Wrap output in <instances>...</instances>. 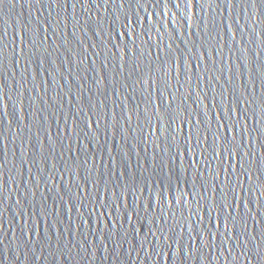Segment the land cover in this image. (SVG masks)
Returning <instances> with one entry per match:
<instances>
[{"label":"water","instance_id":"obj_1","mask_svg":"<svg viewBox=\"0 0 264 264\" xmlns=\"http://www.w3.org/2000/svg\"><path fill=\"white\" fill-rule=\"evenodd\" d=\"M87 2V11L79 4L73 8L74 0H67L66 8L62 5L41 8L40 5L27 4L25 0H19L15 6L7 2L0 5V32L6 33L5 43L15 40L12 46L18 52L21 47H31L28 45L31 33L24 35V29L26 25L34 26L37 17L41 22L45 18L64 21L59 27L55 23L44 25L49 38L46 46L59 45L52 50L50 59L54 64L46 62L38 68V62L29 64L25 54L12 57L11 48H7L5 51L9 55L0 68V75L7 84L5 91L14 99L17 93L13 89L18 88L24 93L21 97L23 103L19 105V121L9 115L2 126L5 139L0 145V163L5 166L0 168V195L4 198L3 205H0V227L3 229L0 233L3 240L0 243V264H180L175 247L170 250L163 241L157 243L150 235L151 216L144 217L142 210L143 225L134 216L130 222L121 217L122 229L120 224L116 225L120 229V239H123L125 230L129 231L128 242L122 247L114 243L117 236L105 240L107 248L96 239L106 233L111 224L107 216L97 214L85 215L82 220L80 213L85 212V208L80 207L79 201L73 202L75 206L66 204L68 193L75 191L76 183L83 186L82 177L87 176V172L74 169L78 175L73 178L64 174L61 179L57 170L71 153L65 147L63 160L60 159L59 140H64L65 145L71 140L72 153L76 155L83 156L85 149L87 154L95 155V169L89 183L103 181L100 187L104 183L114 184L117 180L127 179L118 175L123 171L119 167L121 160L132 165L139 160L142 167L138 171L143 172L142 179L155 187L157 185H152V181L161 174L149 167V162L154 155L165 159L173 157V189L178 176L179 190L189 201V209L195 207L192 193H199L195 195L196 200H200L201 195L204 197L199 214L193 211L194 226L216 231L208 221L217 220L222 203L233 202L229 188L235 187L238 200L245 203L251 200L248 204L251 212L242 220L240 214L247 213V209H237L233 231L243 233L246 222L248 233L240 235L239 239L257 236L256 243H262L260 255L257 256V249L250 241L246 248H233L231 256L227 252L221 256L216 245L222 240L218 239L213 243L211 255L205 249V255L199 261L193 258L185 264H264V242L259 239L264 232V196L261 195L264 188L249 190V185L264 182V160L261 159L264 156V105L261 104L264 98V3L258 0L255 7H250L244 0H232L231 4L227 0H199V3L191 0L187 6L181 3L175 8L171 4L159 5L154 0ZM38 8L41 10L37 11ZM73 15L79 22L75 36L71 34L75 23L71 19ZM17 59L19 63L14 62ZM81 60L83 63L79 62ZM137 65L138 73L128 79ZM149 68L152 69L150 78ZM137 75H143L147 80V91L143 81L135 87H126L133 84ZM101 77L99 87L102 94L93 95L97 92L94 81ZM164 79L168 81V91H163ZM177 88L180 89L178 92ZM245 88L250 90L247 97L242 95ZM149 92L151 96L146 100ZM173 95L176 99L169 106L167 102L173 100ZM79 96L82 100L73 98ZM88 96H92L91 101ZM252 97L255 99L250 108L241 106L246 98ZM41 99L47 103L42 104ZM98 100L104 101L101 116L107 112V119L100 120L99 130L93 133L95 138L91 143L85 140L84 145L79 146L75 143L76 133L83 138L84 123L77 118V105L95 104ZM157 108L160 109L159 116L155 114ZM145 109L147 116H151V126ZM84 110H88L86 106ZM225 112L234 114L233 119L241 117L240 124L233 128L232 122L223 118ZM122 116L125 118L121 119ZM127 116L132 117L130 122ZM66 122L75 132L69 134L65 131ZM113 124L121 131H116ZM37 129H40L38 136ZM121 133L126 139H122ZM225 136L229 141L235 136L234 143L237 144L243 139L244 152L248 151V142L253 141L251 147L257 153L253 167L260 170L253 172L251 180L242 175L239 156L234 160L227 153L221 155ZM49 144L55 151H50ZM41 153L56 166L51 169L54 181L42 180L49 173L45 171L37 175L38 167L31 163L21 168L22 162L33 159L38 161L39 168H44L40 162ZM125 153L129 155L125 156ZM111 156L117 157L116 165H113ZM250 159L253 158H243L245 167H249ZM132 170L137 171L134 167ZM30 176L36 180H30ZM138 179H141L139 175ZM36 181H40L38 191L34 188ZM94 191L95 186L92 187ZM17 199L21 201L19 205ZM45 206L49 209L55 206L57 214L50 213L45 218L47 223L41 219ZM21 210L24 212L22 217L18 215ZM167 212L165 209V214ZM184 214L188 215L187 209ZM200 217H204L203 223ZM84 220L88 224H84ZM33 222L40 226L37 234L27 248H18L20 241L13 238L19 237L21 229L31 227ZM70 225H74L71 230ZM58 232H62V244L65 245L60 248L56 247ZM145 235L155 245L154 248L146 245L148 251H142L139 246ZM133 236H138V240ZM182 242L187 243V232ZM195 243L199 246L198 241ZM79 245H83V249ZM241 252L246 255H240Z\"/></svg>","mask_w":264,"mask_h":264},{"label":"snow or ice","instance_id":"obj_2","mask_svg":"<svg viewBox=\"0 0 264 264\" xmlns=\"http://www.w3.org/2000/svg\"><path fill=\"white\" fill-rule=\"evenodd\" d=\"M5 2H7L10 6H15L16 3H19V0H0V5H3ZM27 4L31 5H40L41 8L43 7H55V6H64L67 7V0H25ZM107 2V0H105ZM155 3L167 6L168 4H171L172 7L179 8L181 3H183L185 6L191 0H154ZM207 2V0H206ZM229 4L232 3V0H227ZM244 2L250 6L255 7L258 3V0H244ZM196 3H199V0H196ZM259 3H264V0H259ZM81 5L85 11L88 10V2L87 0H74L73 8L76 7V5ZM98 6V5H97ZM41 9L38 8L37 11H40ZM75 23L73 24V32L71 33L73 36H75V28L77 27V24L79 23L76 20V16L73 15L71 17ZM52 23H55L57 27H59L61 24L64 23L63 20L57 19L55 21H52L50 19H43L41 22V18L37 17L35 25H26L24 29V35H27L29 32L31 33L30 38L28 39V45L31 47L28 48L27 46L19 48V52L17 51L16 47H13L12 45L15 44V40H13L10 44L5 43V35L6 33L0 32V68L4 66V61L9 55L5 50L7 48H11V56L17 57L21 54L26 55V59L29 64L33 62H38L37 67H43V65L46 62H51L54 64V62L51 61V57L53 55L54 49L59 48V45L55 44H49L46 46V41L49 39L46 35L47 29L44 28L45 24L51 25ZM66 26V25H65ZM17 35H20L18 33ZM21 42L23 43V36H21ZM82 44L83 41H80ZM33 57L36 58V60H33ZM15 63H19V60H15ZM80 63H83V60L79 61ZM106 67V65H105ZM25 69L27 70V65L25 66ZM54 71H59V69L54 68ZM139 66L137 65L135 68L132 69L131 73H129L128 79L132 78V75L135 73H138ZM152 69L149 68L148 75L149 78L151 76ZM51 75V72L49 73ZM166 75V74H165ZM27 79V77H25ZM35 77H33V80ZM103 77L100 79H96L94 83L97 85V92L93 93V95L102 94L100 89V82ZM143 81V83L146 85L145 91H147L148 82L144 79L143 75H137L136 80L133 82L132 85H126V87L131 86L135 87L136 84H140ZM7 87L5 78L0 75V145L4 144V130H3V124L5 122V119L7 116L11 115L14 120L17 122L20 119V112L21 109L19 107L20 104L23 103V100L21 97H23L24 93L19 92V89H13L17 93L16 98H13V95L9 94V92L5 91ZM22 87V85H20ZM82 87V86H81ZM168 81L167 79H164L163 81V91H168ZM35 90V86L34 89ZM180 89L177 88V92ZM92 90L89 89V92ZM163 91L161 92V97H163ZM249 89L245 88L242 95L247 97L249 93ZM83 95V94H82ZM151 96V92L148 93V97H145L146 100L149 99ZM77 100H82V96L79 97H73ZM87 99L89 101L92 100V96H88ZM176 99L175 95H173V100L168 101L167 103L169 106H171V103L174 102ZM254 97L252 98H246L243 101V105H247L249 108L254 103ZM165 101H162V103ZM30 101V106H31ZM42 104H46L47 101H44L41 99ZM151 101L149 100V104L151 105ZM239 103V101H238ZM261 104L264 105V98L261 100ZM87 107V111L84 110V107ZM85 106L77 105L78 108V119H82L84 123V136L83 138L80 137L79 133H76V140L75 143L79 146L84 145V141L87 140L89 143H91V140L95 138L93 135L94 132L99 130L100 127V120L101 119H107V112H104V115L101 116V111L104 108V101L98 100L95 104L89 103ZM139 106L137 105V108ZM11 108V111L9 112L8 109ZM42 111V109L40 110ZM231 112V109L229 110ZM245 111H247V108H245ZM160 109L157 108L156 115L159 116ZM253 112L255 113V109H253ZM145 114L147 117V121L149 123V126H151V116H147V109H145ZM233 115H229L228 112L224 113L225 119H228L232 122L233 128H235L237 125L240 124L241 117H236L233 119ZM125 117L122 116L121 119H124ZM170 118V117H169ZM40 119H43L41 116ZM115 117L113 116V120ZM162 119V117L160 118ZM127 120L130 122L132 120L131 116H127ZM73 123L76 124V120H73ZM116 123H119L118 121ZM79 127V124L76 125ZM95 126V127H93ZM224 127L225 125H221ZM113 128L116 131H121V129H116L115 124H113ZM40 129H37V136L39 134ZM65 131L69 134L75 132V129H73L71 126L67 125L66 122V128ZM122 139H126V137L123 136V133H121ZM57 136H59V133H57ZM236 137L233 136L231 141H229L228 137L225 136L224 140L225 143L222 146V152L221 155L227 153L231 156L232 159H236L237 156L241 158L240 167L243 169L242 175H245L248 177L249 180L252 179V175L254 171H259V168L253 167V165L256 164L255 157L257 156V153L252 150L251 144L253 141L248 142V151L244 152L242 149L246 146L243 139H241L240 143H234ZM49 141H51V134H49ZM59 145L62 149L60 153V159L63 160L64 152L63 149L66 147L67 151L71 153L69 155L68 160L64 162V165L58 169L57 171L61 173V179H63L64 174L69 175L70 177H75L79 173L74 171V169H84L87 172V176L82 177L84 183L83 186H81L80 183H76L75 185V191L68 193V202L67 203H73L74 201H79L80 207L85 208V212L80 213V219L83 220V217L85 215L91 217L93 214H97L99 217H108V222L111 224V227L107 229L106 233H102L100 236L96 237L97 240H99L102 244H104V247L107 248L108 244L105 243V240L108 239L110 236H117L118 240L114 241V243H117L118 246L122 247L124 243L127 241V236L129 235V231L125 230L123 232V239H120V229L123 228V224L121 223V217L123 216L126 218L129 222L132 220L133 216L137 218V220L143 225V218L141 217V211L143 212L144 217L151 216V219L149 220L150 227H149V233L150 235L155 238L156 242L159 243L163 241L164 244L167 245V247L171 250L174 247L176 248V252L178 255V258L180 259V264H185V261L192 260L195 258L197 261L200 260L202 256L205 255V249L208 250V255H211V249L213 247V243L217 241L218 239L222 240V243L216 245V247L221 252V256H223L224 252H227L228 256L232 255V249L233 248H246L247 244L251 241L253 242V246L257 249V256L260 255V249L262 247V243H256L258 237L257 236H246L244 240H240V235H244L248 233V226L245 222L243 224V233L235 232L233 231V228H235V225L237 223L236 216L238 215L237 209L238 208H246L247 213L240 214L241 219H246L247 214H250L251 209L248 208V204H251V200H249L247 203H245L242 199H237V193L235 187H230L229 192L233 195V202L232 203H222L220 207L219 214L217 216V220L213 222L211 219H209L208 223L212 224L213 227L216 229V231H213L211 228L207 227H200L199 225L194 226L192 222V215L193 211L198 215L200 211V203L204 199V197L201 195L200 200L195 199V195H199V193H192L193 195V201H194V209H189L188 204L189 201L187 200L184 192L180 191V185H179V178L176 177V184H175V190L173 189V176L175 173V169H173L172 164L174 162L173 157H168L167 159L164 158V156H160L157 158V156H153V159L151 162H149V167L153 168L156 172H159L161 175L158 177L157 180L152 181V185H157L155 187H152L148 184V182L143 178V172H139L138 170L142 167L140 164V161H135V164L132 165L130 162H125L124 160L120 161L119 167L123 169V171H120L118 175L120 177H126L127 179L124 180H117L116 183H104L103 187H100V183H103V181H91L89 183V178L93 175V169H95V155L94 154H87V150L85 149V154L83 156L76 155L75 153H72V142L69 140L68 144L65 145L64 140H59ZM196 142L199 145V136L196 137ZM50 151H55V148H51L50 144ZM264 147V145H262ZM79 151V149H78ZM125 156H128L129 153H125ZM137 155H139L137 153ZM244 157H252L253 159H250L248 161L249 167H245L243 164V158ZM113 165H116L117 163V157L111 156L110 157ZM262 160H264V156L261 157ZM40 162L44 164V168H39L38 161L33 159L30 162L24 161L21 163V168H24L26 164L31 163L32 166L38 167V173L39 175L41 172L47 171L49 174L46 177H42V180L47 181H54L55 176L51 174V169H54L56 166L54 163H52L47 157L43 156L41 153L40 156ZM5 165L3 163H0V168L4 167ZM133 167L137 171H133ZM144 171H147V169H144ZM141 177V179H138ZM30 180L35 181L36 178L33 176L29 177ZM151 179V178H149ZM238 181V178H237ZM95 186L94 193L92 192V187ZM239 186V185H238ZM2 187V186H0ZM45 187H47V184H45ZM241 191H244V188L242 186ZM34 188L38 191L40 188V181H36L34 184ZM257 188H264V182L260 183L259 185H249L250 191H255ZM10 192L12 189L9 187L8 189ZM51 190V189H49ZM18 195L23 196L24 193H18ZM32 195H35V192H32ZM262 196H264V192L261 193ZM171 197V199H169ZM131 199V204H129V200ZM60 200L63 201L64 197L61 196ZM4 198L2 195H0V205H3ZM17 205L21 203L19 199L16 200ZM73 206L74 203H73ZM53 209H49L46 206L42 208L41 212V219L44 220L45 223H47L46 217L49 216L51 213L53 216H56L57 214ZM90 208L91 211H87V209ZM103 209V211H101ZM108 209H111L109 212ZM157 209L159 211H157ZM165 209H168L167 214H165ZM188 210V215L185 216V210ZM123 210V211H121ZM209 210H211V207L209 206ZM21 217L24 215L23 210L18 213ZM179 217V218H177ZM204 217H200V222L203 223ZM59 223H62V221H57ZM99 223V221H97ZM84 224H88L87 220H84ZM120 224V229L116 228V225ZM229 225H232L233 227L230 228ZM84 225L82 224L81 227ZM40 226L33 222V225L31 227L22 228L20 231L19 237H14L13 239H18L20 242L17 244V247H23L27 248L28 245L31 243L32 238L37 234V229ZM74 227V225L69 226V230ZM223 229V231H220V229ZM3 229L0 227V233H2ZM79 231V229H77ZM133 231L135 229L133 228ZM185 232H187V243H183L182 241L185 240ZM159 233V235H157ZM193 233L195 235L193 236ZM62 232H58V239L56 247L60 248L65 245L62 244ZM205 236L208 237V240L205 241ZM235 238V239H234ZM87 238L85 237V240ZM134 240H138V236H133ZM259 239L264 242V232L260 234ZM198 241V245L196 246V243ZM3 240L0 239V243H2ZM231 242V243H230ZM95 243V240L92 242ZM148 245L150 248H154L155 245L151 240H149L148 236L145 235L143 238V242L140 243V249L142 251H148V248L145 246ZM80 248L83 249V245H79ZM133 248L136 247L135 244L132 245ZM87 250V249H84ZM79 254V253H78ZM159 255V253H157ZM240 255H246V252H241ZM226 259V258H225Z\"/></svg>","mask_w":264,"mask_h":264}]
</instances>
